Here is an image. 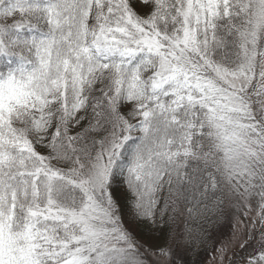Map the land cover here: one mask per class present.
Wrapping results in <instances>:
<instances>
[{
    "label": "snow or ice",
    "instance_id": "snow-or-ice-1",
    "mask_svg": "<svg viewBox=\"0 0 264 264\" xmlns=\"http://www.w3.org/2000/svg\"><path fill=\"white\" fill-rule=\"evenodd\" d=\"M206 258L264 264V0H0V264Z\"/></svg>",
    "mask_w": 264,
    "mask_h": 264
},
{
    "label": "rangeland",
    "instance_id": "rangeland-1",
    "mask_svg": "<svg viewBox=\"0 0 264 264\" xmlns=\"http://www.w3.org/2000/svg\"><path fill=\"white\" fill-rule=\"evenodd\" d=\"M211 255V251L208 253V256H210ZM205 264H211V262L206 258L205 259Z\"/></svg>",
    "mask_w": 264,
    "mask_h": 264
},
{
    "label": "trees",
    "instance_id": "trees-1",
    "mask_svg": "<svg viewBox=\"0 0 264 264\" xmlns=\"http://www.w3.org/2000/svg\"><path fill=\"white\" fill-rule=\"evenodd\" d=\"M210 251H211V249H209V252H210ZM209 252H208V253H209Z\"/></svg>",
    "mask_w": 264,
    "mask_h": 264
}]
</instances>
